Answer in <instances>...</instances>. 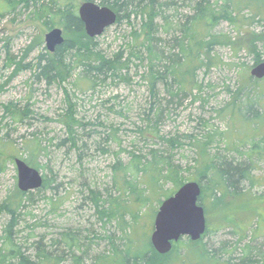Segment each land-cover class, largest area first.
I'll return each mask as SVG.
<instances>
[{
  "label": "rangeland",
  "instance_id": "obj_1",
  "mask_svg": "<svg viewBox=\"0 0 264 264\" xmlns=\"http://www.w3.org/2000/svg\"><path fill=\"white\" fill-rule=\"evenodd\" d=\"M11 1L9 10L0 2V12L3 13L5 9L7 11L0 17L2 161L15 149L19 152L13 153L15 158L6 163L5 172L0 174V204L18 187L15 159L25 161L29 157L27 148H33L37 140L45 149L36 156L35 162L39 165L37 170L43 177L53 180L51 188L36 195L31 201L27 200L20 210L15 242L27 257L37 258L40 248L41 251L52 253L55 263L60 260L59 257H63L60 264H74L73 253L63 242L59 243L63 240V234L73 233L79 243L75 255L82 258L80 264H98L97 258L104 255L108 258L102 264H126L113 253L124 249L123 244L126 243V240H120L119 219L102 220L91 192L99 194L108 208L109 199L120 196L113 167L118 161L130 163L133 153L148 157L152 149L171 151L176 163L183 168L184 177L188 179L203 169L204 158H208L209 154L219 155L222 161L235 159L249 163L250 158L246 153L250 154L254 144L264 136L263 123L254 126L243 119L249 91L245 90L238 95L240 84L251 76L250 72L255 65L253 56L242 51L235 57L228 48L217 49L222 64L210 71H200L198 82L203 87L202 92L194 91L192 96L186 98L182 95L173 98L163 86L159 87L160 97L153 96L150 85L144 79L149 70L147 58H132L126 77H101L93 88L84 87L82 80L77 82L79 86H75V76L65 84L71 100L77 105V118L88 126L79 129L80 142L78 148H73L68 141L65 126L60 123L68 103L64 90L55 83L49 85L46 81L35 80L34 70H18L17 66L20 62L24 65L35 64L38 55L46 48L45 37L53 28H49L47 20L35 13L36 7L33 4L27 7L21 0ZM84 1L75 0V3L79 6ZM189 13V7H181L178 14ZM169 14L177 17L174 12ZM139 27L140 24L138 30ZM254 28L264 32V24ZM217 30L234 34L228 23H222ZM130 32L131 27L127 24L112 26L97 39L99 49L112 58L121 48L132 43ZM63 35L68 38L65 31ZM162 38L171 40L166 35ZM133 48L140 50V47ZM11 61H14L12 66ZM254 86L253 90L257 87ZM260 86V91L264 92V79ZM255 95L252 94L253 97ZM235 98L239 99V103L243 101L245 109L242 113L232 115L230 110ZM160 103L161 111L156 113V105ZM6 107L27 110V117L14 116L10 114L12 110L9 112ZM156 117L160 118L157 125L154 123ZM141 129L144 134L140 132ZM254 135L259 139L253 138ZM210 136L213 139L210 146L198 149L192 145L197 142L203 144ZM158 137H179L183 146L170 150ZM261 147L264 148V144L260 145L258 151H261ZM252 156L254 187L249 182L244 183L246 192L228 197L224 202L225 210L207 212L211 232L204 238L203 244L221 255L222 248H225L228 253L223 257L228 259L233 255L237 263L247 257L244 251L250 246L247 252L250 258L264 264V157L258 159V155ZM171 188L169 184L165 189L168 191ZM157 204L154 200L147 205L146 217L134 229V223L129 225L127 235L134 241L130 251L142 246L145 234L151 240L157 212L152 230L149 223L153 209H159L160 205ZM225 216L231 227L221 230L220 220ZM9 219L8 215H0V249L4 245V229ZM126 220L130 222L129 215ZM109 238L114 240L115 245L109 243ZM187 240L183 238L184 244L179 247V251L185 255V264H215L209 257L201 258L195 245ZM141 250L145 248L142 246ZM9 261L17 263L12 258ZM161 262H165V259Z\"/></svg>",
  "mask_w": 264,
  "mask_h": 264
},
{
  "label": "trees",
  "instance_id": "obj_2",
  "mask_svg": "<svg viewBox=\"0 0 264 264\" xmlns=\"http://www.w3.org/2000/svg\"><path fill=\"white\" fill-rule=\"evenodd\" d=\"M95 1L102 6L110 7L117 13L118 18L115 25L127 24L131 27L130 40L132 43L125 45L126 47L121 48L112 58L99 49L97 42L99 37L92 39L86 35L84 24L78 14L79 6L75 0H21V3L27 7L33 4L36 7L35 13L41 19L47 20L46 24L49 28L61 27L68 35L65 43L57 47L55 53H50L45 48L44 52L36 58L35 64L24 65L20 62L17 63V66L18 70H34L35 80L46 81L49 85L55 83L64 90L68 103L65 112L61 115L60 123L65 126L69 136L68 141L71 142L73 148H78L80 142L79 129H85L88 126L77 118V105L71 100L66 87V84L71 82L75 76V86H79L77 82L82 80L84 87L93 88L101 77L119 79L126 77L132 58L138 60L147 58L149 70L144 79L150 85L153 96L160 97L159 87L163 86L173 98H180V95L186 98L192 96L194 91L202 92L203 87L198 82L200 71H210L213 67L222 64L216 52L217 49L228 48L235 57L244 51L254 57L255 65L264 61V51H262V49L264 50V32L254 28L256 25L264 24V0ZM0 2L6 6L7 10L10 9L11 0H1ZM181 7H189L191 13L179 15ZM5 10L3 13L0 12V17L6 14ZM169 12H174L177 17H173ZM173 18L176 19L173 20ZM222 23H228L234 34L219 32L217 28ZM139 24L140 29L138 30ZM164 35L171 37V40H163L162 36ZM133 46L140 47V50H135ZM12 64L14 61H11V66ZM79 69L81 70L77 75ZM245 79L240 84L241 88L238 91V95L245 90L249 91V94L246 95L247 100H245L247 111L243 114V119L254 126H259L260 122L264 124V92L260 91L261 80H256L251 76ZM254 85L257 87L253 90ZM253 93H256L254 97ZM238 100L235 98L232 103L230 110L232 115L242 113L243 108L245 109L243 101L240 100L239 103ZM156 108V113H159L161 103L157 104ZM6 109L9 112L12 110L10 107H6ZM18 110L15 107V110H12L10 114L21 116L20 118L27 115V110ZM159 120V117L155 118V125L160 122ZM258 131L257 129L256 132ZM140 132L144 134L142 129ZM256 136L254 135L253 138L259 139ZM158 138L164 141L170 150L183 146L179 137ZM207 139L203 144L197 142L198 144L192 145L198 149L199 147H208L213 139L211 136ZM38 141L33 148H27L29 157L25 160L28 165L36 169L39 168L35 162L36 156L40 151L45 150ZM261 144H264V136L254 144V148L249 151L250 154L246 153L250 158L249 163L235 159L222 161L219 155L209 154L208 158H204L203 169L196 172L195 177H189V179L184 177V170L176 163L171 151L152 149L148 157L133 153L130 163L124 164L118 161L113 169L115 170V184L118 186L120 196L112 200L109 199L110 205L106 208L101 196L94 191L91 192L93 203L98 208L97 212L102 220H104L103 218L119 219L120 240H126V243L123 244L124 249L113 252L114 256L119 257L126 264H185V255L179 251V247L184 244L183 239L174 244L173 250L169 254L160 255L152 247L149 236L145 234L146 238L143 239L142 244L145 250H141V246L130 251L134 241L127 235L129 225L134 223V229L136 224L146 217L145 211L149 203L156 200L157 205H161L164 199L172 196L190 180L197 181L201 185L200 204L204 208L207 206L206 214L212 210L222 212L226 208L224 202L228 197L242 195L246 192L244 183L249 182L254 187L251 175L252 159L254 158L252 155H258V159H263L264 148L261 147V151H258ZM15 151L18 150L15 149L11 154H15ZM11 154H8L6 160L2 161L3 151L0 148V174L5 172L6 163L15 158L14 154ZM52 182L51 178L45 176L43 187L28 193L21 192L18 187H15L9 197L0 204V215L10 217L4 229V245L0 249V264H13V261H9L11 258L17 260L16 264H60L63 261V257H59L60 260L55 263L52 253L47 250L41 251L40 248H38L37 258L27 257L19 244L15 242L16 235H14L20 219L19 213L24 203L51 188ZM169 184L172 185V188L167 191L165 188ZM101 202L103 204L99 205ZM156 212L158 211L153 209V217L151 214L149 215V217L151 216L149 223L151 230ZM128 215L131 218L130 222L126 220ZM219 225L221 230L231 227L227 216L221 218ZM210 232L208 227L200 241L193 243L189 238L186 241L195 245L198 249L197 254L201 258L209 257L215 264H259L247 254L251 249L250 246H247L244 251L245 257H247L241 258L239 263H237V259H233V255V258L225 259L223 257L228 253L224 250L225 248H222V255L207 248L203 244V240ZM233 233L235 232L233 231ZM237 234L239 233L237 232ZM62 237L63 240L59 243L63 242L65 247L73 253L74 264H80L82 258L75 255V249L79 247L77 237L73 233L63 234ZM109 243L115 245L112 238H109ZM106 258L108 257L105 255L98 257V264H102ZM162 259H165V262H161Z\"/></svg>",
  "mask_w": 264,
  "mask_h": 264
},
{
  "label": "water",
  "instance_id": "obj_3",
  "mask_svg": "<svg viewBox=\"0 0 264 264\" xmlns=\"http://www.w3.org/2000/svg\"><path fill=\"white\" fill-rule=\"evenodd\" d=\"M78 14L89 38L101 37L107 29L117 22V13L108 6H102L95 0H85L79 5ZM61 28L52 29L45 37L46 49L55 53L57 47L66 41ZM250 75L256 80L264 79V61L255 65ZM18 172V189L28 193L39 190L44 185V177L39 170L24 160L15 159ZM201 185L189 181L172 196L163 200L155 216L151 244L160 255H167L175 243L183 238L193 242L200 241L208 229L205 208L200 204Z\"/></svg>",
  "mask_w": 264,
  "mask_h": 264
}]
</instances>
